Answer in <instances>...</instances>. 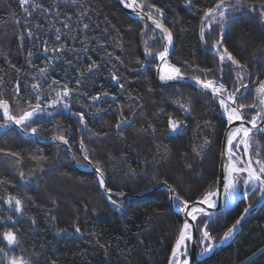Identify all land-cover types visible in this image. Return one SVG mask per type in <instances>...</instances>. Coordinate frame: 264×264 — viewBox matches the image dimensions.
Returning <instances> with one entry per match:
<instances>
[{
  "label": "trees",
  "instance_id": "1",
  "mask_svg": "<svg viewBox=\"0 0 264 264\" xmlns=\"http://www.w3.org/2000/svg\"><path fill=\"white\" fill-rule=\"evenodd\" d=\"M216 2L192 0V5L187 6L186 0H146L145 7L151 3L164 10L163 23L175 39L170 62L186 76L195 74L203 80V73H193L198 65L211 69L208 78L219 81L218 57L209 51L219 38L216 26L210 36L205 35L207 46L200 39L203 10ZM249 2L259 6L260 0ZM35 3L42 8H30L28 15L19 0H0V77H3L0 98L7 99L15 112L17 104L34 99L36 93L31 87L36 82L34 76L44 85L41 95L49 99L55 95L48 87L52 80L79 88V92L73 94L71 112L48 109L53 115L36 117L33 126L37 128V136L47 143L27 139L16 129L0 130V148L20 156L17 163L15 157L0 153V180L5 181L0 184V197L19 196L25 209L23 214L11 213L0 200V219L5 221L0 223V233L9 228L16 232L23 249L16 248L10 254L30 259L32 264H169L185 220L174 210L167 189L140 195L160 184L171 185L175 194L191 203L216 187L228 125L222 110L210 94H202L193 85L159 82L157 53L164 47V41L158 39L159 31L144 20L132 18L116 1L79 0L73 4L70 0H35ZM236 16V22L226 29L223 44L247 66L252 80L246 99L238 103L258 104L255 87L264 80V23L255 13ZM84 24L89 27L85 29ZM57 29L61 30V41L56 40ZM29 30L33 33L31 37L27 34ZM153 31L157 38L149 39ZM145 40L152 48V57L145 56ZM45 41L49 48L62 42L67 48L58 58L55 53L45 55ZM29 51L33 53L31 57ZM137 58L149 66L139 71ZM93 61L99 69L89 72L88 65ZM40 68L48 69L46 78L39 76ZM110 70L121 78L123 89L111 79ZM223 75L222 82L232 90L235 72L225 67ZM17 81L21 85L19 96ZM102 92H108L109 97L101 96V101L93 104L89 97ZM178 100L191 105L190 113L179 107ZM77 111L85 113L86 126L74 115ZM256 111L246 108L245 114L250 118ZM121 112L131 123L117 129ZM169 114L186 122V126L182 124V132H170ZM0 122H3L1 114ZM59 134L68 138L76 163L88 167L80 149L83 140L91 164L103 172L105 186L113 193L123 192L131 197L113 198L123 201L122 209L105 198L93 172L79 170L69 150L62 143L57 147L59 142L52 138ZM256 141L264 155V135L255 137L253 149ZM21 171L23 178L19 175ZM259 202V192L250 193L226 214H219L209 225L213 241L219 243L244 209ZM9 214L13 215L15 225L7 221ZM196 224H200L199 219ZM77 226L81 233H76ZM5 244L0 236V247ZM201 245L198 243L199 252ZM0 264H7L3 253ZM202 264H264V205L244 221L243 230L232 244Z\"/></svg>",
  "mask_w": 264,
  "mask_h": 264
},
{
  "label": "snow or ice",
  "instance_id": "2",
  "mask_svg": "<svg viewBox=\"0 0 264 264\" xmlns=\"http://www.w3.org/2000/svg\"><path fill=\"white\" fill-rule=\"evenodd\" d=\"M71 3L77 4L79 0H70ZM20 5L26 14L30 15V8H42V5L35 3V0H19ZM121 3L126 8H131L138 16L141 18H146L152 21L154 29H159L158 39L164 41L163 50L157 53L159 60L163 63L165 71L159 76V79L165 83L169 81L179 82L185 78L187 73H182L181 68L172 64L168 57L169 51L173 42V33L169 28H167L163 23L164 10L154 4L147 3L146 0H121ZM186 5L191 6L192 0H186ZM47 11V9H44ZM236 13L240 16L246 13H255L260 18V22L264 23V0H260L259 6L255 3H250L249 0H218L212 7H208L203 10V16L201 19V31L200 39L201 42L207 46L208 41L205 38L206 33L210 36L213 30V26H216V31L219 32V38L214 40L209 51L218 57L219 61V81L216 79H209L208 73L211 69H203L196 65L194 68L192 65H188L189 68H193V73L199 71L203 73L205 78L202 80L199 75H191L189 79L194 81V84L199 88L202 94H210L211 98L216 101L218 107L222 110V115L226 117V123L228 124V131L226 133V143L223 156L226 160V167L222 177L218 179L216 187L213 190L206 191L201 198L192 201L191 203L187 200H182L179 194H175L176 190L168 185L169 191L174 193L171 199L177 202V207L183 209L185 216L190 217V222L185 219L182 227L180 228L178 239L175 241V245L171 252L170 264H189L187 258L180 261V256H186L187 253V243L192 241V229H196L201 234V240L198 243L207 242L208 246L203 249L204 253H210L214 250L212 245L213 237L209 231L208 219L211 218L212 213L208 209L217 208V201L220 199L221 195L225 198L227 202H235L237 196L242 194L247 197L250 193L259 192L260 201L264 203V155L261 153V148L259 142L256 141L255 148L253 149V141L256 136L264 135V81H259L258 86L255 87L257 103L250 105L240 104L238 100L246 99V94L249 92V86L247 80L250 79V73L248 72L247 66L242 64L236 57L232 55L231 52L224 47L223 41L226 34V29L230 27L232 23L237 20ZM70 27V25H65ZM87 29L88 24L83 26ZM60 29H57L56 40L61 41V36L59 35ZM147 31V28H145ZM28 36H33L31 30L27 32ZM144 35V33H141ZM157 35L153 31L149 39H156ZM45 47L43 51L45 55L50 53H55L58 58L61 52H64L67 48L65 43H61L56 47H47V42H43ZM145 49L144 53L146 57H152V48L148 46V40L144 41ZM69 51L71 49H68ZM33 53L28 52V56L31 57ZM119 59V57H117ZM71 64V61H68ZM123 63V61H121ZM136 63L140 65L139 71H143L149 65L141 61L139 58L136 59ZM16 68V65H12ZM227 67L230 72H235L234 87L229 90L222 81L225 79L223 72L224 68ZM99 69V65L95 61L88 65V71L94 72ZM18 72L20 69H16ZM48 74V69L40 68L39 76L46 78ZM111 79L117 81L118 86L123 89V83H120V77L116 72L110 70ZM232 79V77H228ZM36 82L32 84V89L35 91L34 99H28L17 104L16 111H13L12 105L7 99L0 98V112L3 115V122H0V128H11L12 125H16L21 131H29L32 135L37 134V128L33 126L36 122V117L40 115H53L52 111L48 109L56 110L57 108H63L71 112V101L73 99V94L79 92V88L72 89L68 87L67 83L61 84L58 80H52L51 84L48 85L49 88L55 93L50 99L44 95H41V89L44 85L41 84L37 77H33ZM3 82V77H0V83ZM77 85L81 83L80 78L76 80ZM55 85L56 87H53ZM20 83L16 82V95H20ZM243 90V91H242ZM108 92H102L100 94L91 95L89 99L95 104L101 101V96L107 98L109 97ZM111 99L115 100L114 95ZM179 107L186 113H190L191 105L182 103L181 101H176ZM257 109L256 113L250 118L246 116L245 109ZM18 113V114H16ZM74 115L79 119L80 124L86 126L85 113L82 111H77ZM239 121V123H236ZM131 123L126 117L123 116L121 112V119L117 123L116 128L120 129L122 124ZM182 124L186 126V122L175 119L169 114L168 126L171 133L182 132ZM235 124V126H233ZM250 125V126H249ZM54 141L59 142V144L69 145L68 138L63 134L56 135L52 138ZM208 141L205 139V144ZM70 146V145H69ZM241 146H243V152L240 153ZM80 149L84 153L83 159L92 163L87 154V148L83 142L80 141ZM0 153L6 156L15 157L16 162H20L19 153L6 151L0 148ZM240 153V155H237ZM246 158V159H245ZM99 164V162H96ZM42 171V169H41ZM96 171L103 176V172L100 167L96 168ZM20 177H24V172L19 173ZM5 183V181L0 180V184ZM100 187L103 188L105 194L107 195L108 201L116 208L122 209L124 207L123 201L118 202L113 199V195L123 197V192L113 193L108 187H105V182L103 179L99 181ZM167 184V181L164 182ZM0 200L8 206L11 213L23 214L24 213V202L19 196L9 194L6 198L0 197ZM251 207V205H249ZM248 208L244 209V213L247 214ZM199 214V215H197ZM200 217H205L207 219H200ZM7 221H11L13 225L16 221L13 219V215L9 214L6 217ZM200 220V224L194 223ZM244 216L241 215L239 219L235 221L228 230L224 233L222 241H227L234 235L237 227L240 225L241 220ZM0 223H5L3 219H0ZM35 224V220H32ZM76 233H81V229L77 226L75 227ZM3 241H6L4 247H0V253H3L7 258V264H32L30 259H25L23 256L11 255L10 251H14L16 248H21V241L18 239L17 233L12 231L10 228L8 230L0 233ZM8 249L9 251H6ZM183 249V251H180ZM21 250H23L21 248Z\"/></svg>",
  "mask_w": 264,
  "mask_h": 264
},
{
  "label": "water",
  "instance_id": "3",
  "mask_svg": "<svg viewBox=\"0 0 264 264\" xmlns=\"http://www.w3.org/2000/svg\"><path fill=\"white\" fill-rule=\"evenodd\" d=\"M116 1L124 10L126 13H128L132 18H135V19H140V20H144L148 23H150L152 26H154L152 24V21L151 20H148L146 18H141L140 16H138L136 14V12H134L131 8H126L124 7V5L121 3V0H114ZM165 25V23H164ZM166 26V25H165ZM167 27V26H166ZM168 28V27H167ZM159 31V29H157ZM170 30V29H169ZM174 49H175V39H174V35H173V42H172V46L170 48V51H169V61H170V57L172 56L173 52H174ZM163 63L159 60V65H158V69H157V78L159 80V82L163 85H169V84H174L176 83V81H169L167 83L161 81L159 79V76L161 75V67H162ZM179 82H185V83H189L195 87H197L195 84H194V81L189 79V77H186L179 81ZM198 88V87H197ZM243 91V90H242ZM0 114L2 115V112H0ZM3 116V115H2ZM225 119L226 117L223 116ZM236 123H239V121H237ZM235 126V124L233 125ZM250 126V125H249ZM11 129H16L18 130V132L25 138H32L34 140V142L36 143H47L41 139L38 138L37 134L36 135H32L31 132H26V131H21L16 125H12ZM228 131V125H227V129H226V132H225V136H224V142H223V147H222V151H221V157H220V165H219V178L222 177V174L224 173V170H225V167H226V160H225V157L223 156V153H224V150H225V143H226V133ZM65 148H67L69 150V154L71 156V160L73 162V164L79 169V170H82V171H91L93 172L96 177L99 179V181L101 179L104 180L105 182V178L103 176L100 175V173H98L96 171V168L91 164L89 163V166L88 167H83L79 164L76 163L75 159H74V156H73V153L71 152L70 150V147L69 145H64ZM218 178V179H219ZM105 185H106V182H105ZM106 187V186H105ZM159 188H166L168 191H169V188L166 187V186H163V185H158L157 187H155L154 189H151L143 194H141L140 196H144L145 194L147 193H150L151 191L153 190H156V189H159ZM102 191L103 193L105 194L103 188H102ZM170 192V191H169ZM106 195V194H105ZM172 195H174V193H171L170 192V199L172 197ZM124 196H127V195H124ZM115 197H118V196H115L113 195V198ZM120 197V196H119ZM128 198H131L130 196H127ZM243 196H240V198H238L234 203L233 205L229 206V207H226L227 203L225 201V198L221 195L220 199L217 201V208L215 209H208L210 210V212L212 213V216L210 219H208V224L210 225L211 222H213L217 216L224 212H228L231 208H233L234 206H236V204L239 202V200L242 198ZM171 202L173 204V207H174V210L179 214L181 215L184 220L185 219H188L190 222L191 221V218L190 217H187L185 216L184 214V211L183 209L181 210H178L177 206L175 205V202L174 200L171 199ZM264 205V203H262L260 201V203L258 205H256L255 207L253 208H248V212L247 214L243 213L242 215L244 216V219L241 220V223L240 225L237 227L234 235L232 236V238L228 241H223V242H220L219 244H216L214 241H212V245L214 247V250L210 253H204V252H199L198 250V231L196 229H192V241L189 242L190 244V254L189 256L187 257L188 261H189V264H202L204 262H206L207 260L211 259L217 252H219L220 250L224 249L225 247L229 246L236 238V236L240 233V231L243 229V223L244 221L250 217L251 215L255 214L262 206ZM199 215V214H197ZM196 223V221L194 222ZM172 259V258H171ZM170 259V261H171ZM170 264V263H169Z\"/></svg>",
  "mask_w": 264,
  "mask_h": 264
},
{
  "label": "rangeland",
  "instance_id": "4",
  "mask_svg": "<svg viewBox=\"0 0 264 264\" xmlns=\"http://www.w3.org/2000/svg\"><path fill=\"white\" fill-rule=\"evenodd\" d=\"M171 58V57H170ZM186 76V75H185ZM186 77H189V76H186ZM264 81V80H263ZM176 83H185V82H176ZM175 84V83H174ZM187 84H189V83H187ZM191 85V84H190ZM248 86H249V88L252 86V80H251V78L248 80ZM195 87V86H194ZM197 88V87H196ZM199 89V88H198ZM11 128H0V130L1 131H3V132H5V131H7V130H10ZM30 132V131H29ZM226 132V131H225ZM224 136H225V134H224ZM223 142H224V140H223ZM242 147V146H241ZM240 153H242V152H240ZM240 153H238V155H240ZM104 196H105V198L107 199V195H105L104 194ZM239 196H243L242 194H240ZM244 197V196H243ZM108 200V199H107ZM249 208V207H248ZM221 214V213H220ZM219 216V215H218ZM217 216V217H218ZM202 218H204V217H202ZM197 222V221H196ZM207 222H208V220H207ZM212 223V222H211ZM207 244V245H206ZM202 248H201V250H200V252H203V249L205 248V247H207L208 246V243L207 242H204V243H202ZM190 252V250H189V245H188V252H187V256H184L183 258L185 259V258H187L188 256H189V253Z\"/></svg>",
  "mask_w": 264,
  "mask_h": 264
},
{
  "label": "bare ground",
  "instance_id": "5",
  "mask_svg": "<svg viewBox=\"0 0 264 264\" xmlns=\"http://www.w3.org/2000/svg\"><path fill=\"white\" fill-rule=\"evenodd\" d=\"M164 71H165V69H164V67H163V65H162V67H161V74H163ZM27 139H28V138H27ZM240 152H243V146L241 147ZM237 155H238V154H237ZM245 159H246V158H245ZM160 185H162V184H160ZM163 186H165V185H163ZM156 187H157V186H156ZM166 187H167V186H166ZM159 189H166V188H159ZM169 193H170V192H169ZM238 198H240L239 195L237 196V199H238ZM237 199H236V200H237ZM170 200H171V199H170ZM236 200H235V201H236ZM174 202H175V205H176V201H174ZM171 203H172V202H171ZM233 203H234V202H227L226 207H229V206L233 205ZM259 203H260V202H259ZM259 203H258V204H259ZM258 204H257V205H258ZM172 205H173V204H172ZM255 206H256V205H255ZM255 206H254V207H255ZM177 208H178V207H177ZM249 208H253V207H249ZM231 209H232V208H231ZM178 210H181V208H178ZM259 210H260V209H259ZM259 210H258V211H259ZM208 211H210V210H208ZM258 211H257V212H258ZM257 212H256V213H257ZM222 213H224V212H222ZM226 213H227V212H226ZM226 213H224V214H226ZM242 230H243V229H242ZM242 230H241V231H242ZM241 231H240V232H241ZM230 239H231V238H230ZM230 239H229V240H230ZM221 241H222V240H221ZM221 241H220V242H221ZM227 241H228V240H227ZM214 242H215V241H214ZM220 242H219V243H220ZM186 243H187V245H189V242H186ZM215 243H216V242H215ZM219 243H216V244H219ZM232 243H233V242H232ZM232 243H231V244H232ZM180 251H183V249H181ZM187 252H188V247H187ZM186 256H187V253H186ZM183 257H184L183 255L180 256V261H183V260H184Z\"/></svg>",
  "mask_w": 264,
  "mask_h": 264
}]
</instances>
